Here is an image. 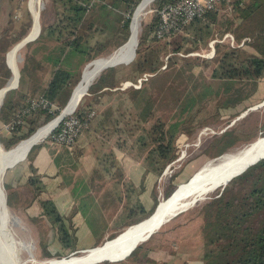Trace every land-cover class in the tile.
<instances>
[{"label":"rangeland","instance_id":"rangeland-1","mask_svg":"<svg viewBox=\"0 0 264 264\" xmlns=\"http://www.w3.org/2000/svg\"><path fill=\"white\" fill-rule=\"evenodd\" d=\"M58 8L59 3H53L52 0H0V15L2 16L0 20L1 22H3L2 25L0 24V29L1 31L6 29L8 35H10L5 42L7 43V49L3 51L2 57L0 59V65L5 63L7 68L10 70V75L6 79L5 83L0 85V90L3 88V86L8 80V84H11V82L15 78H13L14 70L9 65L7 55L9 51L16 44H18L23 37L28 36V33L31 31L34 25L35 12L38 11V24L35 34V36H37H33L35 37V39L31 40L30 42H26L24 45L16 47V49L18 48V50L16 53L15 60L16 65L18 67L19 76L17 77L15 85L5 91L3 93V96H5V94L9 90L13 89L17 85L19 78L20 81L18 83L17 88L15 89L17 93L14 95V97L17 96L21 91L24 93H30L34 97H37L38 95H34L37 90L34 89L35 91H33V88L35 86L34 84L37 85V81L39 82V78H42L43 80V77L47 76L49 73H52V69H54L56 65H60L61 67H65L70 71H73L74 74H77L75 81L72 82V87L70 88L69 96L65 102L66 104L73 88L81 79V76L83 74L82 71H84L86 64L95 58L106 56L107 54L113 52V50L118 49L119 46H122L125 42H127L130 36L131 21L127 38L118 43V38L122 36L121 32V35H118L116 38H114L115 41L112 42L110 40V43H108V52L99 54L92 59L85 58V56L83 58L81 56L78 57L80 59H78L77 61L76 55L73 58L74 60H71L70 58L59 59L58 61H56V55L58 52L57 49L55 50V47L60 44V41L54 38V34L52 35L50 33L44 32L43 27L53 24L55 22L57 12L60 11V8ZM155 12V7L150 4L142 21L144 23L148 22ZM133 15L134 14L132 13L131 20ZM104 16H106L108 19L100 23L99 28L97 27L95 29L93 27L90 30H87L91 34L90 35L88 33L87 35L89 37L90 43L93 45L96 40H100V42H102L110 39L108 36L111 35L110 33H112L113 30L110 28L111 24L109 20L114 19V17L106 13H104ZM89 17L90 12L88 13V18ZM233 19L236 22L239 21L234 14H231L226 11L223 12V14L219 16L217 21L211 25V32L208 34V36H205L197 45H195L196 36H192L190 29H182L181 32H178L177 35L167 40L168 44L165 48H168V50L164 53H161L160 56L164 62L161 68H163L164 70L173 69V79L165 83L171 84L168 89H166V86L161 93L155 96L157 98L155 102L157 108L154 109V113H152L151 115L149 114L147 118H144L143 116L142 118L136 116V111L133 108L128 107V102L126 103V105H120L121 107L117 106L119 104L115 103H118L119 95L116 92H113V94L118 95V97L115 98L114 95L109 96L108 94H105L101 96L98 101H96L91 95L87 96L86 99L88 101L91 100V102L93 103L92 107L96 111L94 117L96 125H94L95 122H92L88 129H81L82 132L80 131L81 133L79 132L80 135L78 136L79 142H82L85 139L89 140L91 142L90 148L92 150L93 155L96 156L97 151V154L101 155V158L104 159V164L100 161H97V164L94 163L90 168H86L83 163L80 166L81 168H78L82 170L84 165L83 171H86V174H91L92 176H94V178L96 177V179H99V177L106 175L112 176L113 178L111 180L113 182L105 183L103 186L101 180L98 181L96 184L91 182L93 179H88L89 181L85 182L84 186H82V189L77 184L67 183V186L69 187L68 194L73 197V202H70L67 205L63 203V200H58V208L55 205V201L53 202L52 199H47L52 203V205L55 207V209L61 216H66V218L63 217L65 221L63 227L64 230L67 231V239L63 240L61 238L62 236H64V234L61 231L57 230L59 223L54 221L53 218L44 211H42V214L40 213L33 216H31V214L29 213H25L24 209H22V205L30 203V201H32L33 199V194H24L23 190L25 189V187H23L18 190L21 193H19V198L16 199V197H14L16 195L15 191L9 188V178L12 172V168L10 170L6 169L5 173L3 174L2 185L7 198V204L10 207L9 209V207L7 206L8 223L11 229L12 236L15 239L14 248L19 263L24 261L23 264H44V261L49 258L62 257L65 255L67 256L71 252H73L71 251L73 248L79 245H85V243L92 238L93 233H91V235L89 236L86 235V237L81 242H79L78 234L76 232H73L70 229L69 224L67 223V220L71 223L72 216L70 217L69 215H71L73 210H75V207L76 214L79 213L83 216L87 214V216L91 219L93 215H91L90 213H95V210L93 208L97 210V213H100L98 209L99 207L101 210L100 214L104 215L111 209L110 199L115 202L114 198L116 196L119 197V195H121V197H124L127 201V193H129V197L131 198L129 203H134L133 206L137 205L140 208L138 209L136 214L140 215V217H143L148 213L150 214L154 210V207L156 206L157 202L160 201V198H166L167 195H170L175 190L178 184L186 181L200 166H202L208 160L218 156H213L211 152H208L205 149L207 146V142L210 140L213 134L219 133L222 130L231 126H239L240 128L245 127L248 128V130H251L248 135L244 137L239 136L238 140L235 141V144L227 148V150H225L224 152L235 150L243 145H246L247 143L252 141V139L254 140L259 135H261V126L264 123V78L258 84V89L252 95L253 99L252 101H250L249 104L244 107L239 105L238 107L230 110L227 113H223L221 111L220 115L218 116L217 114H215L214 111V102L216 98L213 97V93H215L219 85H222V78L220 76V71H214V68L218 69L217 64L214 62L209 63L204 60H201L200 62L192 61L186 63L184 59H181L186 58V56H198L204 58L205 60H211L214 58L213 56L216 52L215 44L217 42L225 43L232 47L246 46V41H250L251 37L243 36L240 38V40H237L235 37V33L232 30L233 25H231L227 29H224L227 21L231 22ZM142 21L140 24L138 38L141 35L143 27ZM104 22L105 25L103 26ZM39 25L41 26L40 30ZM24 27V32L20 35L17 40L10 39V37H13L11 35L17 36L18 34H20L21 29ZM177 44H182V49L176 51L172 50ZM185 49L187 52L185 51ZM249 50L251 51L252 48ZM136 53L137 51L135 48V56L130 62H120L114 64V68L117 72L116 79L118 81V86L112 87L109 90L113 91L117 87L125 86L138 87L141 85L144 79L148 78L151 75V73L149 72H144L142 74L138 73L134 65ZM191 71L193 72L192 74L190 73ZM29 74L36 75L37 79L35 76L30 78ZM96 77L93 79V81H95ZM48 80L45 82V85L47 84ZM20 83L22 84L21 86ZM190 84H196V87L194 85L193 88L197 92L202 89L201 85L211 87L207 91V96L205 97V104L201 106V109L198 111V113H194L196 115L195 119L198 120V122L195 123L196 120H194L193 126L197 127H195L191 132L185 131L178 136L177 141L179 144V149L177 151L176 157L165 165L161 173L155 174L154 176V173L151 171L148 174V177H151L152 179L151 182L147 181V186H150L149 192L151 193V204L149 203L150 205L148 204V206H146V214H143L141 210V204L139 201L137 202V199L139 194L147 186H145V184H141V186H139L134 183H131L130 179L127 178V175H129L131 169L134 168L131 165H134L135 162L141 161L142 163H144L143 160L145 158V155L147 154L148 149L154 145L152 139L148 135V132L151 130L154 124H156L157 122H162L161 124L164 125L165 128H168L171 123L175 122L176 120H180V118L183 119L186 114H189V110L180 111V108H172L174 101L176 100V96L170 95V89L171 86H173L174 88L179 90L182 89L183 86ZM24 86L26 91H23L24 89H22ZM224 86L225 83L223 84V88ZM87 93L89 92L87 91L85 94ZM36 94H38V92ZM36 99L38 98H35L33 100ZM65 104L62 106L51 107V110L57 112H55V115L50 120H48V122L58 116ZM109 106L113 108V113L107 111L109 109ZM197 106L199 107L198 103L195 104L194 108H196ZM203 120L205 121L203 122ZM61 121L62 120H60V122H57V124H60ZM48 122L44 124H47ZM44 124L40 125L39 127L43 126ZM39 127H37L36 130ZM187 127V130H189L190 126ZM2 128L3 131H1ZM2 128H0V131L2 134H5V129H7V127L3 126ZM36 130H34V132ZM34 132H32L30 136ZM253 135H256V137H254ZM49 136L50 132L42 140H39L36 144H34L29 149V153L27 152V154L30 155L31 152L36 148H34V146L39 143H44L49 139ZM19 141H21V139ZM18 142H16L15 144H17ZM0 143L4 147L1 141ZM14 145L6 149H10ZM27 154L26 156L28 157ZM26 156L24 157V159L26 158ZM24 159L22 158L19 161H22ZM123 159L131 160L132 164L127 166L121 165V160ZM19 161L18 163H20ZM78 173L80 172L78 171ZM117 174L122 175L120 177L117 176ZM123 176L126 180L124 181L125 183L120 184L119 182H116L121 180ZM145 177L146 175L144 176V179ZM31 186L36 191L39 188V183L36 181L32 183ZM103 187H109V189L106 190L104 188L103 190L106 192V194L100 195L99 192ZM72 188L75 193L91 194L94 199L91 201L90 199H81L80 197L79 200H76L77 194L73 193ZM169 188L173 189L167 195H165V191ZM211 196L212 195L210 194L207 196V198ZM202 200L204 201L205 198ZM202 200L196 201L190 207L172 216L168 221L164 222L158 229H156L157 231L155 230L151 234L152 236H149L150 238L148 237L145 241L138 244H154L157 240L163 239L162 246H160V244V247L156 246L157 248H153L147 253L148 261L145 264H152V262H154L152 257L157 256L155 255L157 253L156 251L165 250V246L167 249L171 245L174 248L179 249L180 251H193L195 253V256L198 257V259H203L202 239L196 233L198 223L196 219L193 218L197 214V211H199L200 205L203 202ZM90 201L91 203L87 204ZM39 202L41 203V200H39ZM94 202H96V204ZM123 203L124 204H119L120 207H122V205L127 204L125 201H123ZM68 208L71 210V212L65 213ZM123 209L126 208L123 207ZM11 212L21 218L22 221L20 224H15L16 222L15 220H13ZM109 213L110 215H112V213L114 214L113 211H110ZM88 217L86 218L87 221H89V225L93 227V232L94 230L99 232H94V234L100 235L105 230H107L109 225H107V221H104V219L101 218L100 215V219H95V223L90 221ZM133 223L134 222H132V224ZM126 227L122 228V230ZM119 232L111 235L107 239L112 238ZM166 241H168L169 243H166ZM76 253L80 254V252ZM140 253L141 251L139 252V254ZM128 260L129 257L126 256L121 260L112 262L103 261L98 263L130 264L128 263ZM0 264L2 263L0 262ZM154 264H165V262H157Z\"/></svg>","mask_w":264,"mask_h":264},{"label":"trees","instance_id":"trees-1","mask_svg":"<svg viewBox=\"0 0 264 264\" xmlns=\"http://www.w3.org/2000/svg\"><path fill=\"white\" fill-rule=\"evenodd\" d=\"M139 1L52 0L53 3H59L60 11L57 12L55 22L44 26L43 29L44 32L54 34V38L60 41V44L55 47L58 52L56 61L70 58L74 60L73 58L76 55L77 61L80 59L78 57L81 56L92 59L99 54L106 53L109 50L108 43H110V40L115 41L114 38L121 35V32L122 36L118 38V43L125 40L129 33L131 15ZM173 1L175 0H153L151 4L155 7L156 12L148 22L144 23L142 21L143 27L138 38L134 65L139 74L149 72L151 75L144 79L138 87L127 86L122 90L114 89L112 91L109 89L118 86L115 65L103 69L95 81H92L89 85L87 90L89 93L84 94L75 107L74 114L82 120L87 119L82 130L88 129L92 122H95L94 125H96L94 119L96 111L92 107L93 103L91 100L86 99L89 95L93 96L96 101L104 92L109 96L114 95L115 98L119 95V101L115 104L120 106L126 105L128 102V107L133 108L136 111V116L141 118L142 116L147 118L149 114L154 113V109L157 108L155 105L157 98L155 96L161 93L166 86V89L170 87L171 84L165 83L173 79L172 73H174L173 69L164 70L161 68L164 62L160 56L161 53L168 50V48H165L168 44L167 40L178 34V32L174 33L170 37H159L156 34V26L160 19L157 10L164 4ZM225 11L234 14L239 21L236 22L234 19L231 22L227 21L224 29L233 25L232 30L237 40H240L243 36L251 37L250 41H246L247 47H232L217 42L215 44L216 52L211 60H205L198 56L181 58L186 63L204 60L217 64L218 69L214 68V71H220L222 78V85H219L213 93V97L216 98L214 111L218 116L221 111L227 113L239 105L244 107L249 104L253 99L252 95L258 89V84L264 78V0H220L215 8L192 18L184 25L183 30L190 29L192 36H196L195 45H197L205 36H208L211 32V25ZM89 12L92 18H88ZM104 13L114 17V19L109 20L110 28L113 31L108 36L110 39L102 42L96 40L93 45L90 43L87 35L90 32L87 30L93 27L95 29L99 28L100 23L108 19L104 16ZM23 29L25 27L21 29L20 34L17 36L11 35L13 37H10V39L17 40L24 32ZM9 36L6 29L3 31L0 29V59L3 51L7 49V43L5 42ZM180 49H182V44H177L172 50ZM9 75L10 70L5 63L1 64L0 85L5 83ZM76 75L73 71L56 65L48 83L42 88L37 97L22 91L14 97V90L5 97L0 106V128L4 124L7 125L5 134L1 133L3 128L0 131V141L5 149L11 147L20 139L30 136L37 127L48 122L55 115L57 111L54 112L51 107L65 104ZM194 85L196 87V84H190L179 90L173 86L170 89V95L176 96L172 108H180V111L189 110V114H186L183 119L180 118V120L171 123L168 128H165L161 124L162 122H157L148 132L154 145L148 149L143 165L147 167L148 171L150 170L149 172L152 171L154 175L161 173L165 165L176 157L179 149L178 136L185 131L191 132L197 127L193 126L194 120H196L194 113H198L201 106L205 104V97L211 86L201 85L202 89L197 92L193 88ZM99 90L101 91L99 92ZM113 92L118 95L113 94ZM35 98L47 101L48 105L44 106L40 103L32 106V100ZM196 103L199 104V107L194 108ZM107 111L114 112L111 106ZM89 113L91 115L88 117ZM197 122L198 120L195 121V123ZM187 126H190L189 130H187ZM261 127V135H264V123ZM250 132L251 130L245 127H228L219 133L213 134L205 149L211 152L213 156H217L234 145L239 136L244 137ZM48 138L47 141H52L50 136ZM74 143L65 146H72ZM41 144L35 145L34 148H38ZM95 158L101 163L104 161L101 155L97 154V151ZM121 175L117 174L120 177ZM30 180L34 183L38 180V177L36 175L31 176ZM172 189H167L165 195ZM211 195L204 201L202 200L199 211L193 217L198 223L196 233L202 239V264H264V158L249 165L240 174L232 177L222 189L216 190ZM41 206L45 213L59 223L57 230L64 234L61 238L63 240L67 239V231L64 230L62 217L52 203L47 199H42ZM141 210L143 214H146L143 207H141ZM148 215L149 213L133 222L140 221ZM159 245H163V239L157 240L154 244L137 245L128 255L129 262H127L130 264H145L148 261L147 253Z\"/></svg>","mask_w":264,"mask_h":264},{"label":"bare ground","instance_id":"bare-ground-1","mask_svg":"<svg viewBox=\"0 0 264 264\" xmlns=\"http://www.w3.org/2000/svg\"><path fill=\"white\" fill-rule=\"evenodd\" d=\"M152 1L153 0H141L140 5L132 17L131 33L127 42L113 51L110 55L107 54L106 56L95 58L86 65L81 79L74 88L70 101L64 111H62L63 115L71 112L73 106L81 97V93L85 90L87 85L93 81L102 67L113 61H118L117 63H128L126 60L132 55L134 44L138 38L141 21ZM37 24L38 11L35 12L34 25L27 37L35 36ZM18 44H16L7 55L9 65L14 70L13 78H15L11 84H8L5 88L0 90V100L2 98V93L14 86L19 76L15 60L18 50L16 47H19ZM60 115L56 116L47 124L39 127L31 136L19 141L12 148L5 149L0 145V262L2 264L24 263V261L19 263L17 260L18 258L14 248L15 239L12 236L8 223L7 198L2 185L3 174L8 166L16 164L19 159L25 155L34 142L42 140L51 129H53L61 118ZM263 154L264 135L235 150L223 152L200 166L186 181L178 184L175 190L166 198H160V205L151 217L144 218L141 222L127 226L122 230V234L118 236L116 234L108 239L105 244L102 242L98 244V246L96 245V247L94 246L81 251L80 254L72 253L67 256L49 258L44 261V264H86L97 258H114L121 256L134 244V242L140 240L144 234L155 226L160 219L167 218L175 211L183 209L184 207L188 208L196 201L204 198L206 199L208 195L220 189L224 179Z\"/></svg>","mask_w":264,"mask_h":264},{"label":"crops","instance_id":"crops-1","mask_svg":"<svg viewBox=\"0 0 264 264\" xmlns=\"http://www.w3.org/2000/svg\"><path fill=\"white\" fill-rule=\"evenodd\" d=\"M1 18L2 16L0 15V19ZM0 24L1 25L3 24L1 20H0ZM35 37L33 39H35ZM51 74L52 73H49L47 76L43 77V80L42 78H39V82L37 81V85L34 84L35 85L34 88L35 90H37L36 93L38 92V94L34 93V95L40 94L42 88L46 86L45 82L48 79H50ZM29 76L30 78L34 76L36 77V75L33 74H29ZM19 81L20 80L18 78V83ZM18 83L13 89L9 90L5 94V96H3L2 93V97H3V99L1 98L2 103L3 100H5V97L9 95V93L12 90H14V94L17 93L15 89L17 88ZM21 83H22V79H21ZM21 83L20 86L22 85ZM126 87L127 86L117 87L115 89L122 90ZM22 89H24L23 91H26L25 86ZM101 90H99V92ZM103 95H105V92L102 94V96ZM90 147H91V142L89 140L85 139L84 141L79 142V137L76 143H74V145L72 146H65L62 144L54 143L52 141H45L38 148H35L30 155L27 154L28 157L26 156V158L24 159L23 156L22 158L24 160L19 161L20 163H17L16 165L11 167L12 172L9 178V186H10L9 188L15 191L16 195L14 197H16V199L19 198V193L21 192H19L18 190L23 187H25V189L23 190L24 194L26 195L33 194L32 201H30V203H27L25 205L23 204L24 206L22 205V209H24L26 214L29 213L31 214V216L40 213L42 214L43 207L39 202V200L42 199H52L53 202L55 201L56 203L55 205L57 206V208L59 202L58 200H63V203L67 205L70 202H73V197H71L70 194H68L69 187L67 186V183L77 184L82 189L83 188L82 186H84L85 182L89 181L90 179H93L91 182L96 184L98 181L101 180L103 186L105 183L113 182L111 180L113 178L112 176L106 175L99 177V179H96V177L94 178V176H92L91 174H86V171H83L84 165L86 168H90L94 163L97 164V159L93 155ZM131 162H132L131 160L123 159L121 160V165L123 166L131 165L132 164ZM83 163H84L83 168L82 170H80L81 168L80 166ZM131 166H133L134 168L131 169L130 174L127 175V178L130 179L131 183H134L139 186H141V184H145V186H147L148 185L147 181L149 182L152 181L151 177H148V174L150 172L147 170V167H145V165H143L141 161L135 162V164ZM11 168H9V170ZM78 171L80 173H78ZM35 175L38 177L37 182L39 183V188L36 191L35 189L32 188L31 184L33 182L30 180L31 176H35ZM145 175L146 177L144 179ZM124 181L126 180L123 176L120 181H116V182L123 184L125 183ZM17 185L19 186L17 187ZM149 187L148 186L145 187L143 191L139 194L137 199V202L138 201L140 202L141 207H143L145 211L147 209L146 206H148L149 203L151 204V193L149 192ZM104 188L106 190L109 189V187H103L99 192L100 195L106 194V192L103 190ZM72 191L73 193H75L73 188ZM75 194H77L76 200H79L80 197L81 199L85 198V199H90L91 201L94 199V197L91 194H82V193H75ZM127 195H128L127 201L124 197H121V195H119V197L121 198H119L118 196L114 198L115 202L112 199H110L111 201L110 206L112 210L110 209L108 212L104 210L106 212L104 215L100 214L101 210L99 207L98 209L100 213H97V210L93 208L95 210V213H90L91 215H93L91 219L87 216V214H85L84 216L80 215L79 213L76 214V207H75V210H73L71 215H69L70 217L72 216L71 223L67 220L70 229L78 234L79 242H81L86 237V235L89 236L91 235V233L93 234H92V238L88 242H86L85 245H79L73 248L71 251L94 247L100 244L103 240L109 238L111 235L119 232L120 230H122V228L126 227L130 223L132 224L133 221L139 219L140 215L136 213L140 208L137 205L133 206L134 203L133 204L129 203L131 198L129 197V193H127ZM91 201L86 203L90 204ZM123 201H125L127 204L122 205V207H120L119 204H124ZM94 203L96 204V202ZM123 207L126 208L127 210L123 209ZM110 211L111 212L113 211L114 214L112 213V215H110L109 213ZM70 212L71 210L68 208L65 213H70ZM99 215L101 216V218L104 219V221H107V225H109L107 230H105L100 235L94 234V232L95 233H99V232L95 230L93 232V227L89 225V221H87L86 218L88 217L90 221L95 223V219L96 220L100 219ZM61 217L65 224L63 217L66 218V216L62 215ZM166 243L169 242L166 241ZM164 249L165 250L162 251H156L157 253L155 255L157 256L152 257L154 261L152 262V264L157 262H165V264H202L203 263V259H198V257L195 256V253L193 251L191 252L187 250L180 251L179 249L174 248L172 245L169 246L167 249L165 246ZM191 256H194L195 258Z\"/></svg>","mask_w":264,"mask_h":264},{"label":"built area","instance_id":"built-area-1","mask_svg":"<svg viewBox=\"0 0 264 264\" xmlns=\"http://www.w3.org/2000/svg\"><path fill=\"white\" fill-rule=\"evenodd\" d=\"M220 0H175L161 6L157 12L160 16L156 26V34L159 37H170L180 32L184 25L192 18L201 15L209 9L215 8ZM140 81V80H139ZM47 106V101L39 98L32 100V106L36 104ZM74 110L63 116L61 123L56 124L50 131V139L58 144H73L79 132L86 125L87 119L82 120L74 113ZM91 114H89L90 116ZM60 122V121H59ZM7 127V125H3Z\"/></svg>","mask_w":264,"mask_h":264},{"label":"water","instance_id":"water-1","mask_svg":"<svg viewBox=\"0 0 264 264\" xmlns=\"http://www.w3.org/2000/svg\"><path fill=\"white\" fill-rule=\"evenodd\" d=\"M140 2H141V0L138 2V4L136 5V7L134 8V11H133V14H134V12L136 11V9L138 8V6L140 5ZM129 27H130V25H129ZM39 30H40V25H39ZM34 37H32V38H29V37H23L21 40H20V42H19V44H18V46H22V45H24L26 42H28V41H30L31 39H33ZM138 39V38H137ZM137 40H136V42H135V44H134V48H133V50H132V55H131V57L130 58H128L127 60H126V62H130L132 59H133V57L135 56V48H136V46H137ZM120 47V46H119ZM118 47V48H119ZM113 51H115V50H113ZM112 53V52H111ZM110 53V54H111ZM109 54V55H110ZM89 62H91V61H89ZM88 62V63H89ZM118 61H113V62H110V63H108V64H106L104 67H102L101 69H100V71H99V73L103 70V69H105V68H107V67H110V66H113L114 64H116ZM87 63V64H88ZM86 64V65H87ZM82 73H83V71H82ZM98 73V74H99ZM97 74V75H98ZM96 75V76H97ZM82 77V76H81ZM8 82H9V80L6 82V84L3 86V88H5L7 85H8ZM91 84V82L87 85V87L85 88V90L81 93V96L82 95H84L86 92H87V90H88V87H89V85ZM75 88V87H74ZM74 88H73V90H72V92H71V95H70V97H69V99H68V101H67V103L65 104V106L63 107V109L60 111V113L58 114V115H60L61 113H62V111H64V109H65V107L67 106V104H68V102L70 101V99H71V96H72V94H73V91H74ZM8 89V88H7ZM81 98V97H80ZM80 98H79V100H80ZM79 100H78V102H79ZM78 102L73 106V109H72V111L75 109V107L77 106V104H78ZM1 104H2V99H1V101H0V106H1ZM63 113L60 115V119L58 120V122L63 118V116H65V115H63ZM55 127V126H54ZM53 127V128H54ZM52 130V129H51ZM260 136H263V135H259L257 138H259ZM256 139V138H255ZM257 141V140H256ZM38 142V141H37ZM37 142H34L32 145H31V147L34 145V144H36ZM0 145H1V143H0ZM2 146V145H1ZM3 147V146H2ZM31 147H29V149L31 148ZM4 148V147H3ZM29 149L27 150V152L29 151ZM27 152L25 153V155H24V157L26 156V154H27ZM23 157V158H24ZM264 158V154L263 155H261V156H259V157H257V158H255V159H253L251 162H249L247 165H245L244 167H242L240 170H238L237 172H235L234 174H232L231 176H229L228 178H226V179H224V181H223V184H222V186L220 187V189H222L223 187H224V185L226 184V183H228L230 180H231V178L232 177H234V176H236V175H238V174H240L242 171H244L249 165H251V164H253V163H255V162H257V161H259V160H261V159H263ZM20 159H22V158H20ZM19 159V160H20ZM15 163V162H14ZM14 164H11L10 166H8L7 167V169H9V168H11L12 166H13ZM4 189V188H3ZM6 202V201H5ZM159 205H160V202L158 201L157 202V204H156V206L154 207V210L147 216V217H145V218H148V217H151L156 211H157V209H158V207H159ZM7 206H8V204H7ZM9 207V206H8ZM9 209H10V207H9ZM186 209V207H184L183 209H179V210H177V211H175L173 214H171L169 217H167V218H163V219H160V221L157 223V224H155V226H153L146 234H144V236L140 239V240H138V241H136V242H134V244L127 250V251H125L121 256H119V257H114V258H108V257H104V258H97V259H94V260H91L90 262H88V263H86V264H94V263H98V262H103V261H110V262H112V261H117V260H121V259H123V258H125L126 256H128L129 254H130V252L139 244V243H141V242H143V241H145L156 229H158L164 222H166V221H168L172 216H174V215H176V214H178L179 212H181V211H183V210H185ZM12 213V212H11ZM12 216H13V220H15V224H20L21 223V218L19 217V216H17L16 214H14V213H12ZM144 220V218L143 219H141L140 221H137L136 223H138V222H141V221H143ZM136 223H133V224H136ZM132 224H129L128 226H131ZM124 230V229H123ZM123 232L121 231L120 233H118L117 234V236L118 235H120V234H122ZM108 239H106V240H104L103 241V244H105V242L107 241ZM98 246V245H97ZM96 247V246H95ZM86 249H88V248H85V249H80V250H75V251H73V252H71L70 254H72V253H76V252H81V251H84V250H86ZM66 256V255H65Z\"/></svg>","mask_w":264,"mask_h":264}]
</instances>
